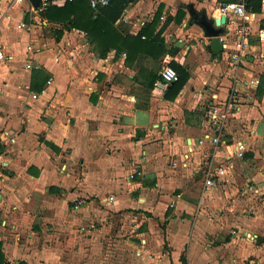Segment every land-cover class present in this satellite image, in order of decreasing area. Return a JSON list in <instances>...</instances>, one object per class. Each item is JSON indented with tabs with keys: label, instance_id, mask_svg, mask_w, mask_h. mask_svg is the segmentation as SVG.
Segmentation results:
<instances>
[{
	"label": "crops",
	"instance_id": "obj_1",
	"mask_svg": "<svg viewBox=\"0 0 264 264\" xmlns=\"http://www.w3.org/2000/svg\"><path fill=\"white\" fill-rule=\"evenodd\" d=\"M224 3L134 0L113 23L128 46L111 48L104 57L82 31L50 23L41 14L31 19L55 25L54 61L43 56V48L28 45L32 50L26 46L22 52L26 36L1 37L10 57L0 62V104L10 105L9 90L23 84L28 95L19 98L29 107L18 115L0 107V264H78L73 246L61 250L49 241L91 221L93 234L115 226L126 237L99 238L98 245H107L111 254L97 246L92 264H264V211L253 203V195L264 191V0L259 11L246 8L254 15L244 22L249 46L238 65L230 60L238 23H215L217 6ZM25 5L21 14L32 15ZM200 20L222 29V51L208 48ZM12 51L22 55L16 69L8 65ZM29 60L40 68H25ZM172 64L185 70L187 80L167 99L166 90L157 92L152 82L160 65ZM20 67L28 73L24 83L17 78L18 72L23 75ZM252 76L261 80L256 88L246 85ZM40 78L51 82L32 99L37 92L32 85ZM215 107L228 110L224 121L214 117ZM217 130L226 145H197ZM238 141L244 142V155L230 157ZM207 164L227 173L219 186L199 181L202 193L196 198L195 172ZM136 169L142 174L130 178ZM234 187L243 190L237 199L242 209L225 198ZM92 197L108 210L93 212ZM73 206L78 212L68 214ZM151 220L161 221L164 229L154 231ZM137 221L148 226H131ZM148 228L152 241L144 233Z\"/></svg>",
	"mask_w": 264,
	"mask_h": 264
},
{
	"label": "rangeland",
	"instance_id": "obj_2",
	"mask_svg": "<svg viewBox=\"0 0 264 264\" xmlns=\"http://www.w3.org/2000/svg\"><path fill=\"white\" fill-rule=\"evenodd\" d=\"M26 8H27V6L25 4L22 6H14L13 8H11L8 6L7 0H0V35L2 37V40L6 39L7 37H10L11 34H16V36L18 38H20V41H21V38L26 36L22 40L21 45H20V50L22 52H24L26 46H28V45H32L33 48L34 47L43 48V50H42L43 56H46L47 58L52 59V61H54V57L52 56V52L54 51L53 49H54V42H55L54 41L55 40V33H54V30H55L54 26L55 25L54 26L51 24L45 25L43 23L44 21L40 20L39 18L37 20L31 19V17L33 15L25 14V16H24L23 13L21 14V10H25ZM22 22L26 25L25 28L19 27V24H21ZM5 52H9V51L5 49ZM12 53H13V55L11 53H9V54H11L13 59H12V61L9 62L8 65H10V69H16L17 66L19 65V60L22 58V55H20V53L14 52V51H12ZM22 62L23 61H21V63ZM38 62L41 65H44L42 61H38ZM44 62L46 63V61H44ZM44 68H45V70L47 69V67H43V69ZM160 68H161V65L159 66V69ZM19 71H22L21 67H20ZM22 72H23V75H20L18 72L17 78H19L18 80H20L21 82L24 83V77H25L24 74L27 75L28 73L27 72L24 73V70ZM3 83L7 84V81H3ZM22 85L17 86V88L9 90V97L13 98L14 101L13 102L11 101L10 105L2 102L0 104L1 108H4L5 111H7V110L10 111V110L15 109V112L17 111L16 113L18 115V114L22 113L23 107L24 108L29 107L28 105H25L26 102L23 101L25 99L23 96L26 95L27 93L23 92L24 89H23V87H21ZM20 94H23V96H21L19 98ZM11 95H12V97H11ZM16 95H17V99L19 101L16 99ZM213 166H214V164H213ZM204 170H205V168L198 173L195 172L194 180L196 182L198 181V185H194V183H195V181H194L192 186H191V189H192V192H194L196 194L195 195L196 198H198L200 196V194L202 193L201 192L202 191V184L200 185L199 181L202 182V179H203V173L202 172ZM221 182H222V180L221 181L218 180L219 184L217 183L216 186H219L221 184ZM194 187L197 189L196 192L194 191ZM233 189L234 190L229 189L228 193L226 192L225 198L228 197V200H229L228 204L229 205L232 204V199H234L236 201V205H231V206H234L236 209H242L243 204L237 203V201H239L237 199L240 197V195H243L242 194L243 190L242 189L237 190V189H235V187ZM255 189L258 190V186H255ZM93 198L94 197H92V205L94 206V203H95L94 209L92 210L93 212L98 214L99 212L101 213L104 210H108V208L105 207V205L101 204L99 199H95V201H94ZM197 201H199V199H197ZM253 201H254L253 203L255 205H258L257 206L258 209L260 207L264 211V191H259L257 194L253 195ZM195 207H198V205H196ZM77 212L78 211H76V208L73 206V210L70 207L68 214L74 215ZM110 218L111 217H108L106 220V221H108V223L110 221ZM106 221H104L102 223H106ZM112 222L114 223L115 219H113ZM155 222H157V223H155ZM95 223H97V221H95ZM92 224H93L92 221L88 222V223L78 222L76 224V227H75L76 233H70V234L66 235L64 232H62L60 237L58 236L57 238L50 240L49 244L53 245V247H57V246L62 245L61 250H67V251L69 249H71L73 246L74 251L77 252L76 258H77L78 264H88L89 259H90V264H92V259L90 257H92V252L93 251L95 252V250H96L95 248L97 246H98V248L99 247L101 248L100 252L102 254L107 253L106 254L107 256L108 255L110 256V254H111L110 251L112 249L109 250L107 245L104 246V245H102L103 243L100 246L98 245L97 241L99 238H101V240L103 241L104 240L103 238L105 237L106 240L111 241V242L114 239L115 240H121V241L126 239V237H122L123 234H122V236L118 235V232L116 230L117 228L115 226H113V228L110 227L109 228L110 231H108L106 233H98L97 232V233L93 234L92 230L96 226L92 225ZM136 224H138V226H140L141 228L148 226V224L144 225V223H142L141 221H137V223L134 222L131 226H134ZM150 226L155 227V228H153L154 231H157L158 227L160 229H164V226H163L161 221L151 220ZM99 227H101V224H99L97 226L98 229H99ZM140 227H139V229H140ZM114 228H116V229H114ZM142 231H144V230H142ZM145 231L146 232H144V233L146 234V236L149 237V235H150L149 228L147 230L145 229ZM92 234L94 235L93 237H92ZM142 235L145 236L144 234H142ZM142 235L139 238L136 237L138 239V241H140V242H141L140 238H142ZM162 235L163 234L160 232V236H162ZM73 236H74V238H73ZM92 238L94 240H92ZM149 238H150V241H152L153 234H151V236ZM36 240H35V242H36ZM164 241L166 244V239H164ZM165 248H168V247L165 245ZM108 250H109V252H108ZM119 251H121L120 248H118L117 250L113 249L114 257H119V255H118ZM96 253H97V251H96ZM65 258H68V256ZM117 264H120V263H117Z\"/></svg>",
	"mask_w": 264,
	"mask_h": 264
},
{
	"label": "built area",
	"instance_id": "obj_3",
	"mask_svg": "<svg viewBox=\"0 0 264 264\" xmlns=\"http://www.w3.org/2000/svg\"><path fill=\"white\" fill-rule=\"evenodd\" d=\"M72 1V0H39V4L37 7H34L30 0H7L8 6L13 8L14 6H20L22 4H27L29 6L28 11L33 15V18L37 15H40L49 5L51 4H59L60 2ZM110 0H89V4L92 8L104 7L109 4ZM246 1L247 0H233L224 4H219L217 6V19L220 20L221 16H224V22L219 23L218 25H227L233 22L238 23V28L236 30V40L233 43V52L230 54V60L233 64L238 65L245 60L246 49L249 46V30L246 29L244 22H247L254 14L249 13L246 9ZM235 6V7H233ZM19 27L25 28L26 25L22 22L19 24ZM264 34L262 30L260 32ZM223 38L219 35V40ZM28 50H32L31 46H27ZM10 56L5 55L3 46L1 43L0 36V62L9 59ZM56 61L59 60V57L55 58ZM24 67L27 69H38L40 68L39 64L33 63L31 60L24 63ZM177 78L176 71L170 65H164L161 67L159 71L158 78L153 82V89L159 93L164 92L168 86ZM47 83L51 82L50 80L46 81ZM261 80L258 76H252L248 81H246V85L250 87H258ZM44 89H41V92H34L30 96L32 99H37L42 93ZM212 113L215 118L219 120H225L227 118L228 110L222 111L221 108L215 107L212 110ZM224 135L221 131L217 130L213 132L212 135L204 134L198 141V146H204L206 142L210 144L213 149H217L220 145H226L227 142L224 140ZM245 152V145L243 141L236 142L229 152V156H237L243 157ZM226 170L222 166H213L212 164H207L205 166V170L203 171V184L205 187H215L218 183V180L222 178L226 174ZM141 170H134L131 174H129L130 178H133L135 175H140ZM170 207L173 206L172 202L169 204ZM77 208V206H75Z\"/></svg>",
	"mask_w": 264,
	"mask_h": 264
},
{
	"label": "trees",
	"instance_id": "obj_4",
	"mask_svg": "<svg viewBox=\"0 0 264 264\" xmlns=\"http://www.w3.org/2000/svg\"><path fill=\"white\" fill-rule=\"evenodd\" d=\"M134 0H110L109 4L104 7L92 8L88 0H72L63 4H51L42 13L41 16L50 23L60 24L63 28H74L82 31L94 48L99 50V55L104 57L111 48L117 51L126 49L128 46L126 38H122L113 27V23L120 17L124 8ZM219 2H230L232 0H218ZM247 9L259 11L260 0H248ZM71 20V21H70ZM157 17L154 18V24ZM143 33L140 32V35ZM57 37L61 31H56ZM140 35L137 37L139 38ZM135 39V38H134ZM175 69L177 78L166 89L164 97L173 99L181 90L187 80L185 70L178 65L172 64ZM39 85H32L34 91L40 92L41 85L46 78H40ZM153 83V82H152ZM168 93V94H167ZM0 241V263L3 260Z\"/></svg>",
	"mask_w": 264,
	"mask_h": 264
},
{
	"label": "water",
	"instance_id": "obj_5",
	"mask_svg": "<svg viewBox=\"0 0 264 264\" xmlns=\"http://www.w3.org/2000/svg\"><path fill=\"white\" fill-rule=\"evenodd\" d=\"M34 7H37L39 0H30ZM225 17L221 16L220 20L216 19L215 23L224 22ZM203 30L204 35L208 37L210 41L209 49L212 52L218 53L222 51V43L219 41V35L222 33L221 28H215L210 21L200 20L196 22Z\"/></svg>",
	"mask_w": 264,
	"mask_h": 264
},
{
	"label": "clouds",
	"instance_id": "obj_6",
	"mask_svg": "<svg viewBox=\"0 0 264 264\" xmlns=\"http://www.w3.org/2000/svg\"><path fill=\"white\" fill-rule=\"evenodd\" d=\"M233 7H235V6H233Z\"/></svg>",
	"mask_w": 264,
	"mask_h": 264
}]
</instances>
